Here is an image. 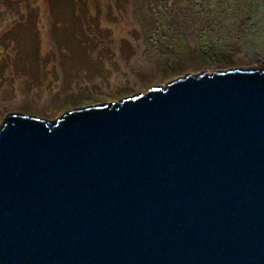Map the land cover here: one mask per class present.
<instances>
[{"label": "water", "instance_id": "obj_1", "mask_svg": "<svg viewBox=\"0 0 264 264\" xmlns=\"http://www.w3.org/2000/svg\"><path fill=\"white\" fill-rule=\"evenodd\" d=\"M0 264H264V69L6 116Z\"/></svg>", "mask_w": 264, "mask_h": 264}, {"label": "rangeland", "instance_id": "obj_2", "mask_svg": "<svg viewBox=\"0 0 264 264\" xmlns=\"http://www.w3.org/2000/svg\"><path fill=\"white\" fill-rule=\"evenodd\" d=\"M245 2L0 0V128L12 113L52 122L188 74L264 69V0Z\"/></svg>", "mask_w": 264, "mask_h": 264}, {"label": "trees", "instance_id": "obj_3", "mask_svg": "<svg viewBox=\"0 0 264 264\" xmlns=\"http://www.w3.org/2000/svg\"><path fill=\"white\" fill-rule=\"evenodd\" d=\"M215 1H216L215 4L210 3L209 6H249V4H246L245 2L246 0H215ZM251 1L252 0H250V2ZM196 6H204V5L201 1L199 2L197 1Z\"/></svg>", "mask_w": 264, "mask_h": 264}]
</instances>
